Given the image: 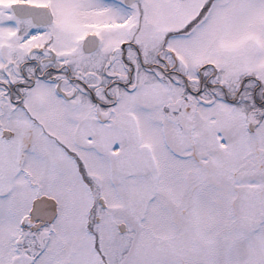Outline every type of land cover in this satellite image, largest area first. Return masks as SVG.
I'll list each match as a JSON object with an SVG mask.
<instances>
[{
	"label": "snow or ice",
	"instance_id": "snow-or-ice-1",
	"mask_svg": "<svg viewBox=\"0 0 264 264\" xmlns=\"http://www.w3.org/2000/svg\"><path fill=\"white\" fill-rule=\"evenodd\" d=\"M0 264H264V0H0Z\"/></svg>",
	"mask_w": 264,
	"mask_h": 264
}]
</instances>
